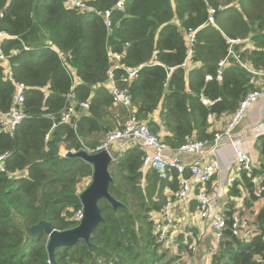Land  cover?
I'll return each instance as SVG.
<instances>
[{
	"label": "trees",
	"instance_id": "trees-1",
	"mask_svg": "<svg viewBox=\"0 0 264 264\" xmlns=\"http://www.w3.org/2000/svg\"><path fill=\"white\" fill-rule=\"evenodd\" d=\"M85 1L94 10L69 7L63 0H0V31L9 34L0 42L5 55L0 111L11 107L14 82L25 86L23 118L12 134L0 128V154H6L0 171V264H49L46 235L27 237L21 221L32 225L44 219L57 230L78 224L73 216L82 207L79 192L89 184L92 170L60 149L94 148L96 137L105 139L116 128L117 112L128 114L125 106L114 104L105 85L109 69L129 94V108L174 148L189 137L212 138L219 130L214 122L228 120L264 79V0H122L121 7L117 0ZM210 8L214 24L207 21ZM104 10L110 11L109 27ZM189 29L195 30L190 46L185 38ZM228 39L239 41L230 44ZM49 42L64 53L63 59ZM109 51L121 55L118 66ZM185 60L188 65L182 66ZM134 68L137 76L125 82L126 69ZM70 70L81 79L74 86L76 100L87 101L88 108L78 119L62 123ZM258 140L264 157V135ZM142 158L137 145L115 154L108 190L125 207L114 211L99 199L103 222L91 232V250L83 240L59 246L57 264H186L182 234L178 253L169 254L150 215L165 203V189L177 188V175L160 179L151 169L143 175ZM259 164L251 173H241L228 191L229 198L246 192L243 209L255 200L253 177L264 184V159ZM234 203L228 199V223ZM251 223L255 233L246 241L225 229L213 264H264V210Z\"/></svg>",
	"mask_w": 264,
	"mask_h": 264
},
{
	"label": "built area",
	"instance_id": "built-area-1",
	"mask_svg": "<svg viewBox=\"0 0 264 264\" xmlns=\"http://www.w3.org/2000/svg\"><path fill=\"white\" fill-rule=\"evenodd\" d=\"M63 1L69 7L88 11L94 10L85 0ZM116 6L121 7L122 0H117ZM213 12L214 9L210 8L207 17V21L210 24H214ZM101 13L104 23L109 27L110 11L104 10ZM194 36L195 30L193 29H189L185 33L188 46L192 44ZM8 37V33L0 31V42ZM238 41L239 39H228L227 42L232 44ZM49 45H51L50 42ZM51 47L55 49L52 45ZM56 51L61 59L65 57L63 52ZM231 53L232 50L229 46L228 54ZM108 55L114 61L113 66H118L121 55L112 51H109ZM4 60L5 55L0 48V61ZM224 62L225 59L218 62V73ZM187 65L188 62L185 60L182 66ZM69 72L71 74V86L65 94V104L60 112L59 120L62 123L78 119L88 108L87 101L76 100L74 86L81 81L80 77L72 70ZM107 75L105 85L112 94L114 104H121L126 107L128 111L126 121L122 127L114 128L110 131L106 138L94 148L83 146L82 149L88 152L105 149L109 153L111 160H114L116 153L129 146L137 145L143 151L140 167L143 175L147 170L151 169L157 173L160 179H172V172L176 173L177 188L174 190L166 188L164 192L166 195L165 203L158 211L150 213L157 239L163 241L164 244H171L177 247L178 236L181 233L178 234L179 231L174 228L176 217L179 215L181 219L186 220L183 221V228H186L188 226L187 223L191 220L200 222L201 232L202 229L206 232L207 227L211 232L209 245L206 246L204 255H201L200 264H213L212 257L218 251L224 231L227 228L238 239L249 240L255 233V226L243 209L242 200L246 192H242L241 197L229 198L228 191L232 188L234 182L240 178L241 173L249 174L253 168H257L253 163L249 140L260 146L258 137L264 135V79L260 81L257 88L246 93L240 100L236 111L227 120L223 128L214 133L212 138L196 139L189 137L181 145L174 148L152 133L147 125L129 108L131 103L130 96L126 89L120 88L115 82L112 69L108 70ZM136 76V68L126 69V76L123 77V80L130 82ZM167 78L168 74L165 80ZM14 85L15 91L11 107L6 111H0V128L9 134H12L24 116L21 105L24 100L23 91L25 86L20 82H14ZM254 105H259L262 119L261 126L263 128L259 129V123H257L256 126L248 130L241 125V122ZM55 125L56 123L53 122L51 128L55 127ZM72 126L75 128V123H72ZM50 132L49 130L45 134V139L49 138ZM251 133L252 135H249ZM64 152H61L62 155H64ZM5 156V153L0 154V171L5 170ZM252 181L254 183L252 191L255 197L254 206L264 198V184H262V178L259 176L253 177ZM228 199L235 201L229 223L225 216ZM81 216L82 207L75 211L73 219L79 222ZM183 234L185 236L182 238V242L186 244V249L181 252V258L185 253L196 255V250L200 246L198 247L196 244L194 235L190 231Z\"/></svg>",
	"mask_w": 264,
	"mask_h": 264
},
{
	"label": "water",
	"instance_id": "water-1",
	"mask_svg": "<svg viewBox=\"0 0 264 264\" xmlns=\"http://www.w3.org/2000/svg\"><path fill=\"white\" fill-rule=\"evenodd\" d=\"M64 156L69 158H80L91 166V176L89 184L79 192V199L82 205V216L78 224L69 229L57 230L51 227L47 220L41 219L32 225H26L21 221L20 225L29 238L39 235H46V251L49 264H57L55 259V249L59 246H71L77 241L83 240L88 249L91 250L93 244L89 238L93 229L98 223L103 222L98 200L105 199L110 207L115 211L118 207L125 205L116 199L108 190V185L113 183V177L109 170L111 157L105 149L96 152H88L85 149L65 150Z\"/></svg>",
	"mask_w": 264,
	"mask_h": 264
},
{
	"label": "rangeland",
	"instance_id": "rangeland-1",
	"mask_svg": "<svg viewBox=\"0 0 264 264\" xmlns=\"http://www.w3.org/2000/svg\"><path fill=\"white\" fill-rule=\"evenodd\" d=\"M118 111V110H117ZM117 115H118V120L116 119V128L120 127L121 124H123V122L126 121V118H127V113L126 115H121L120 112L118 111L117 112ZM117 118V117H116ZM125 120V121H124ZM227 122V120L225 119H220L218 121H215L214 124L217 128V130L219 129H222L223 126L225 125V123ZM104 139V136L102 135H99L98 137H96V140L101 143ZM100 140V141H99ZM255 157L256 155L253 154ZM253 156V163L255 162L256 163V159L254 158ZM264 159V157L260 154L259 156V161L261 162L262 160ZM180 218V220H178V218ZM176 217V220H175V225H174V228L176 229V231H179L178 234H182L181 235V240L182 238H184V234L183 233H186L188 231H190V233H192V235H194V238L196 239V244L198 245L199 249L196 250V257L199 258V255H200V248L203 246L201 245V242L202 244H208V240L209 238H211L210 235H208L203 229H202V232L200 231V222L198 221H189V223H187V227L186 228H183L184 226V222L183 221H186V220H183L181 219V217L178 215ZM254 216L253 215H249V218L250 220L253 218ZM182 231V232H180ZM163 246H165L168 250H169V254H173V253H178V250H177V247H174V245H171V244H163ZM176 250V252H175ZM195 257V255H189V254H186L182 256L181 260L184 262V263H188L190 264V262L193 260V258Z\"/></svg>",
	"mask_w": 264,
	"mask_h": 264
},
{
	"label": "crops",
	"instance_id": "crops-1",
	"mask_svg": "<svg viewBox=\"0 0 264 264\" xmlns=\"http://www.w3.org/2000/svg\"><path fill=\"white\" fill-rule=\"evenodd\" d=\"M261 114H260V108H259V105H254L250 110L249 112L245 115V117L243 118L242 122H241V125L246 127V129L250 130L251 127H254L257 125V123H259V129H262L263 127L261 126ZM249 135H252L249 134ZM263 136V135H261ZM260 136V137H261ZM249 146L251 147V155H252V158H253V154L256 155V157L254 156V158L256 159V163L254 162V166H256L257 168L260 167V162H259V156H260V152H259V146L257 143H253V141L249 140ZM264 172L262 171V176L264 177ZM264 210V198L259 201L258 203H256L254 206L252 204V206H250L249 209H244V212L248 215H257L258 213H260L261 211ZM206 233L208 235L211 236V232H210V229L207 227L206 228ZM210 242V238L208 240ZM209 242L208 244H202L201 242V245H203L201 248H200V255H199V258L195 257L193 258V260L190 262V264H200V261H201V255H204L205 251H206V246L209 245Z\"/></svg>",
	"mask_w": 264,
	"mask_h": 264
}]
</instances>
